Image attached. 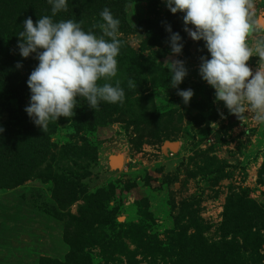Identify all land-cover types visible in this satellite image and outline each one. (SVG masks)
Returning a JSON list of instances; mask_svg holds the SVG:
<instances>
[{
    "label": "rangeland",
    "instance_id": "rangeland-1",
    "mask_svg": "<svg viewBox=\"0 0 264 264\" xmlns=\"http://www.w3.org/2000/svg\"><path fill=\"white\" fill-rule=\"evenodd\" d=\"M28 1L0 0V264H264V124L215 101L198 74L208 53L183 14L162 0H78L85 31L102 33L105 7L120 20L110 82L125 99L92 110L78 97L71 119L42 130L24 111L38 61L16 47ZM250 12L264 28V0ZM166 25L182 38L179 56ZM170 55L185 62L187 105ZM247 63L264 70L258 57Z\"/></svg>",
    "mask_w": 264,
    "mask_h": 264
},
{
    "label": "clouds",
    "instance_id": "clouds-1",
    "mask_svg": "<svg viewBox=\"0 0 264 264\" xmlns=\"http://www.w3.org/2000/svg\"><path fill=\"white\" fill-rule=\"evenodd\" d=\"M51 15H44L35 24L31 17L23 21L17 34V48L22 58L35 54L38 61L30 72L26 85L30 99L24 111L34 125L42 130L49 122L61 117L71 119L83 97L92 110L100 104L123 103L125 91L118 74L117 57L121 48L120 20L108 7L100 12L102 33L85 31L81 22L73 19L54 20L67 11L68 0H47ZM172 14L182 13L184 31L193 41H203L208 57L201 56L198 74L214 89L215 101L223 102L230 114L242 119L251 111L258 124H264V70L253 72L251 57L264 60V36L249 42L256 32H264L253 19L250 10L254 0H162ZM191 26V27H189ZM170 33L169 46L174 56L184 47L179 33ZM169 64L167 62L165 65ZM22 65L17 62L16 68ZM170 85L177 88L187 76L185 62L171 59ZM104 81L103 83H100ZM128 87H136L128 80ZM187 105L194 95L189 88L177 90ZM4 129L0 127V133Z\"/></svg>",
    "mask_w": 264,
    "mask_h": 264
},
{
    "label": "trees",
    "instance_id": "trees-1",
    "mask_svg": "<svg viewBox=\"0 0 264 264\" xmlns=\"http://www.w3.org/2000/svg\"><path fill=\"white\" fill-rule=\"evenodd\" d=\"M28 4H29V9L27 11L28 13L26 12L27 13L26 18L30 17L29 14H31V16H34L38 19L44 15H51V6L48 4L47 0H39L37 4H35L34 1L29 0ZM80 10L84 11L83 3L78 0L77 1L70 0V2L68 1L67 11L66 12L61 11L53 18H57L58 20H61V16L64 15L66 19H73L80 22L81 20V17L79 16ZM0 64H1V59H0Z\"/></svg>",
    "mask_w": 264,
    "mask_h": 264
},
{
    "label": "bare ground",
    "instance_id": "bare-ground-1",
    "mask_svg": "<svg viewBox=\"0 0 264 264\" xmlns=\"http://www.w3.org/2000/svg\"><path fill=\"white\" fill-rule=\"evenodd\" d=\"M174 148H176V147H172V149H174ZM123 159H124L123 155H117L113 158V161H115L118 164V166H121Z\"/></svg>",
    "mask_w": 264,
    "mask_h": 264
},
{
    "label": "water",
    "instance_id": "water-1",
    "mask_svg": "<svg viewBox=\"0 0 264 264\" xmlns=\"http://www.w3.org/2000/svg\"><path fill=\"white\" fill-rule=\"evenodd\" d=\"M169 58H170V59H173V58H175V57H174L173 55H170ZM169 144H170V145H169ZM166 145L169 146L170 148H172V147H176V146H177V143H166Z\"/></svg>",
    "mask_w": 264,
    "mask_h": 264
}]
</instances>
